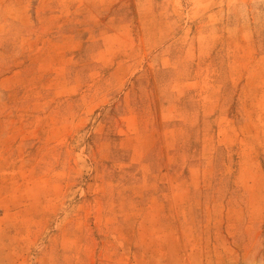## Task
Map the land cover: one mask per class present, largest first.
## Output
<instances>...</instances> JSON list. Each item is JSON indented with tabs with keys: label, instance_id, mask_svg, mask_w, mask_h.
<instances>
[{
	"label": "rangeland",
	"instance_id": "rangeland-1",
	"mask_svg": "<svg viewBox=\"0 0 264 264\" xmlns=\"http://www.w3.org/2000/svg\"><path fill=\"white\" fill-rule=\"evenodd\" d=\"M0 264H264V0H0Z\"/></svg>",
	"mask_w": 264,
	"mask_h": 264
}]
</instances>
